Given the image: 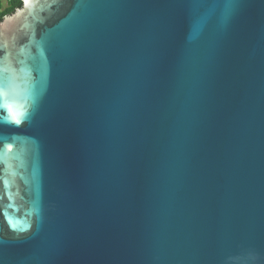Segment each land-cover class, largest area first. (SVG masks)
Masks as SVG:
<instances>
[{"label": "water", "instance_id": "1", "mask_svg": "<svg viewBox=\"0 0 264 264\" xmlns=\"http://www.w3.org/2000/svg\"><path fill=\"white\" fill-rule=\"evenodd\" d=\"M0 264H264V0L4 17Z\"/></svg>", "mask_w": 264, "mask_h": 264}, {"label": "trees", "instance_id": "2", "mask_svg": "<svg viewBox=\"0 0 264 264\" xmlns=\"http://www.w3.org/2000/svg\"><path fill=\"white\" fill-rule=\"evenodd\" d=\"M22 0H6V5L3 6L2 0H0V22L4 17L9 16L15 12V10L21 8Z\"/></svg>", "mask_w": 264, "mask_h": 264}, {"label": "rangeland", "instance_id": "3", "mask_svg": "<svg viewBox=\"0 0 264 264\" xmlns=\"http://www.w3.org/2000/svg\"><path fill=\"white\" fill-rule=\"evenodd\" d=\"M2 4H3V6H5L6 5V0H2Z\"/></svg>", "mask_w": 264, "mask_h": 264}, {"label": "snow or ice", "instance_id": "4", "mask_svg": "<svg viewBox=\"0 0 264 264\" xmlns=\"http://www.w3.org/2000/svg\"><path fill=\"white\" fill-rule=\"evenodd\" d=\"M10 110V109H9ZM19 121H17V123H18Z\"/></svg>", "mask_w": 264, "mask_h": 264}]
</instances>
